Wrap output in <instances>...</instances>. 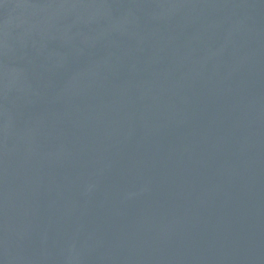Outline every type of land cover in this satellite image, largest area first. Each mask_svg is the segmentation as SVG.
Here are the masks:
<instances>
[{"label":"water","instance_id":"obj_1","mask_svg":"<svg viewBox=\"0 0 264 264\" xmlns=\"http://www.w3.org/2000/svg\"><path fill=\"white\" fill-rule=\"evenodd\" d=\"M0 264H264V0H0Z\"/></svg>","mask_w":264,"mask_h":264}]
</instances>
